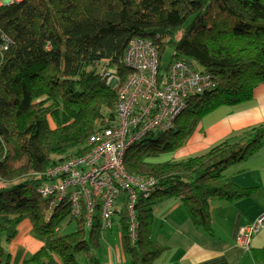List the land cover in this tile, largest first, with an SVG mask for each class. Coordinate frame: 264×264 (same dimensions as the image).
I'll return each instance as SVG.
<instances>
[{
	"label": "trees",
	"instance_id": "1",
	"mask_svg": "<svg viewBox=\"0 0 264 264\" xmlns=\"http://www.w3.org/2000/svg\"><path fill=\"white\" fill-rule=\"evenodd\" d=\"M0 26L12 39L0 53V264H11L6 225L25 219L50 237L30 261L102 264L100 219L87 227L85 212L73 217L66 198L44 196L39 186L45 171L88 152L95 130L116 119L119 89L132 73L124 55L135 37L158 47L160 81L183 59L211 73L215 87L187 98L171 130L154 131L126 152L129 173L158 181L149 196L138 193L136 238L124 212L118 223L127 263L155 264L167 249L153 239V208L165 197L179 196L195 226L212 233L211 199L252 192L227 169L262 147L264 123L198 155L154 158L179 149L205 113L250 99L264 82V0H17L0 5ZM168 45L174 52L165 65ZM109 69L119 77L115 86ZM74 221V231H62ZM252 254L264 264V246Z\"/></svg>",
	"mask_w": 264,
	"mask_h": 264
},
{
	"label": "built area",
	"instance_id": "2",
	"mask_svg": "<svg viewBox=\"0 0 264 264\" xmlns=\"http://www.w3.org/2000/svg\"><path fill=\"white\" fill-rule=\"evenodd\" d=\"M14 1L17 0H0V5ZM11 43V37L0 26V53L9 49ZM124 61L132 73L119 89L116 119L95 130L88 152L60 161L45 171L47 179L39 186V192L54 195L58 202L66 198L73 217L80 218L85 212L87 227L98 217L103 232L112 230L124 212L135 239L134 206L138 193L149 196L158 181L129 173L124 163L126 152L154 131L171 130L187 106V98L211 90L215 80L211 73L186 60L175 59L165 80L160 81L159 49L144 37L130 41ZM106 75L110 84H118L114 69ZM263 227L264 212L251 225L239 229L237 242L250 250L251 236Z\"/></svg>",
	"mask_w": 264,
	"mask_h": 264
},
{
	"label": "crops",
	"instance_id": "3",
	"mask_svg": "<svg viewBox=\"0 0 264 264\" xmlns=\"http://www.w3.org/2000/svg\"><path fill=\"white\" fill-rule=\"evenodd\" d=\"M262 123L264 82L255 88L250 99L205 113L172 157L182 159L204 153L226 138ZM227 173L252 192L238 199H211L212 233L195 226L179 196H167L154 205L153 239L167 247L155 264H257L252 250L264 246V227L251 236L250 250L237 242V236L242 226L251 225L264 212V144L241 163L231 165ZM108 235L114 243L106 239L108 247L102 264L127 263L120 239L115 242L114 232ZM3 243L10 252L11 264H62L56 256L43 263L30 261L42 247H49L50 237L39 235L28 219L15 227L6 225Z\"/></svg>",
	"mask_w": 264,
	"mask_h": 264
},
{
	"label": "rangeland",
	"instance_id": "4",
	"mask_svg": "<svg viewBox=\"0 0 264 264\" xmlns=\"http://www.w3.org/2000/svg\"><path fill=\"white\" fill-rule=\"evenodd\" d=\"M174 52V46L172 45H168L167 46V49L165 50L164 52V56H163V64H167L169 61H170V56L171 54ZM194 66L198 67L197 64H195ZM101 69L104 68V64H101L100 65ZM132 150V149H131ZM172 153L170 152H167V153H163L161 154L160 156L154 158V160L156 161H164L166 159H170L172 157ZM75 227H76V223L75 221L74 222H71L69 224L66 225V227L62 230L64 232H71V231H74L75 230ZM120 230H121V227L119 224H116L114 226V228L112 230H109V231H105L104 234L106 236V238H103V245H102V261L104 260L103 258V254L104 252H106V249L108 247V242L106 241V239L108 238V234H110L111 232H114V235L116 237V241L115 242H119V239H120ZM109 239V238H108ZM111 240V241H110ZM114 243V241H112V239H109V243ZM104 264V263H103ZM123 264H128V263H123Z\"/></svg>",
	"mask_w": 264,
	"mask_h": 264
},
{
	"label": "water",
	"instance_id": "5",
	"mask_svg": "<svg viewBox=\"0 0 264 264\" xmlns=\"http://www.w3.org/2000/svg\"><path fill=\"white\" fill-rule=\"evenodd\" d=\"M160 31H163V29H162V30H160Z\"/></svg>",
	"mask_w": 264,
	"mask_h": 264
}]
</instances>
